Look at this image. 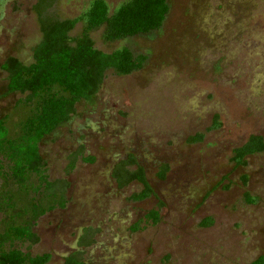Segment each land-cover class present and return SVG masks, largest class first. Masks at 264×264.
<instances>
[{"label":"rangeland","instance_id":"374dc122","mask_svg":"<svg viewBox=\"0 0 264 264\" xmlns=\"http://www.w3.org/2000/svg\"><path fill=\"white\" fill-rule=\"evenodd\" d=\"M37 1L0 0V120L11 132L26 106L23 95L6 92L1 65L8 57L31 62L41 39ZM105 1L112 12L125 0ZM167 1L156 31L113 42L103 41L102 28L91 33L103 52L127 47L146 60L128 75L106 71L39 144L66 203L36 220L37 242L16 247L48 253L46 264H65L73 252L82 264H248L264 255V151L244 165L230 161L249 135L264 139V0ZM89 2L51 0L46 14L74 18ZM81 29L79 22L71 35ZM215 115L221 126L209 130ZM199 133L202 140H188ZM128 155L153 192L140 201L130 198L140 183L119 188L112 177ZM152 209L156 225L130 230ZM86 228L92 238L83 245Z\"/></svg>","mask_w":264,"mask_h":264},{"label":"trees","instance_id":"16d2710c","mask_svg":"<svg viewBox=\"0 0 264 264\" xmlns=\"http://www.w3.org/2000/svg\"><path fill=\"white\" fill-rule=\"evenodd\" d=\"M50 1L38 0L34 6L41 39L33 49L31 62L8 57L1 65L8 74L6 92L23 95L20 103L26 110L15 132L7 127L6 119L0 120V213L3 215L0 219V264H46L50 260L48 253L32 256L16 247L17 243L37 242L33 231L36 220L66 203L63 192L46 175L45 161L39 150L41 140L68 119L76 103L91 98L106 71L128 75L140 69L146 60L144 55H134L127 47L103 52L95 48L91 33L102 28L101 37L105 42L148 34L162 26L169 12L167 0H125L112 12L105 0H90L79 16L55 19L46 14ZM79 22L82 29L72 36ZM220 126L218 115H215L209 130ZM202 139L203 134L199 133L188 140ZM263 151V137L251 134L233 149L230 161L244 165L247 157ZM83 160L92 162L93 158L84 157ZM134 163L133 156L128 155L114 166L112 177L119 188L133 181L140 183L142 189L130 196L140 201L153 192L142 168H129ZM164 170L165 166L159 172L161 177ZM10 185L15 186L14 191L10 190L14 189ZM158 221L159 212L152 209L130 230H142ZM210 223V219H204L200 225ZM91 235L89 231L81 237L80 244L89 243ZM76 254L66 258L65 264H82ZM248 264H264V255Z\"/></svg>","mask_w":264,"mask_h":264},{"label":"flooded vegetation","instance_id":"af4514ba","mask_svg":"<svg viewBox=\"0 0 264 264\" xmlns=\"http://www.w3.org/2000/svg\"><path fill=\"white\" fill-rule=\"evenodd\" d=\"M62 208V207H61ZM55 209V208H54ZM91 229V228H90ZM90 229H88V228H86V229H84L85 231V235L87 234V233H89V231H90ZM85 235H83V236H85ZM91 238H92V235H91ZM76 254V252H73L72 254H70V255H68L66 258H68V257H70V256H72V255H75ZM76 256H77V254H76ZM79 256V255H78ZM81 262H82V260H81Z\"/></svg>","mask_w":264,"mask_h":264}]
</instances>
